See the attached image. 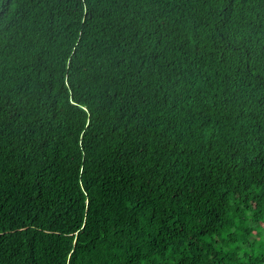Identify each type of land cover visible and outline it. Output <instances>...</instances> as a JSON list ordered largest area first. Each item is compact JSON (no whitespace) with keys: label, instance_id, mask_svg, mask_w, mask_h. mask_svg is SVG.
<instances>
[{"label":"trees","instance_id":"trees-1","mask_svg":"<svg viewBox=\"0 0 264 264\" xmlns=\"http://www.w3.org/2000/svg\"><path fill=\"white\" fill-rule=\"evenodd\" d=\"M0 264H264V0H0Z\"/></svg>","mask_w":264,"mask_h":264}]
</instances>
